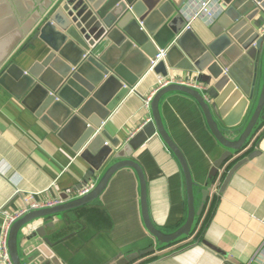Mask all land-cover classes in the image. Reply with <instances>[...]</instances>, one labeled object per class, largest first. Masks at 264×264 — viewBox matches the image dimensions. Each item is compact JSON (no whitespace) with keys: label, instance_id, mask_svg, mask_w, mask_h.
Returning a JSON list of instances; mask_svg holds the SVG:
<instances>
[{"label":"crops","instance_id":"1","mask_svg":"<svg viewBox=\"0 0 264 264\" xmlns=\"http://www.w3.org/2000/svg\"><path fill=\"white\" fill-rule=\"evenodd\" d=\"M32 1L35 5L39 0ZM200 1L188 0L186 15ZM219 1L223 11L224 1ZM260 16L264 19L263 13L256 14L251 24L257 22L258 32L262 33L264 20L260 21ZM209 26L203 18L189 23L204 43L214 38ZM48 51L39 39L33 45L26 40L13 57L16 60L25 57L29 65L40 61ZM169 71L177 81L197 80L208 88L196 71ZM53 73L56 77L57 72ZM247 73L250 72L244 75ZM256 73L250 105L254 104L260 85V64ZM157 76L147 70L103 120L101 129L124 142L149 121ZM24 99L25 95L14 96L0 85V233L5 211L21 209L25 194L42 199H72L115 161L110 158L98 171H92L91 163L74 150L82 122L70 127L60 123L57 130H52L31 110L33 103L25 104ZM205 99L221 131L231 139L237 137V129L247 121L250 110L231 130L224 120L231 123L237 119L235 108L225 107L228 98L221 104L225 108L223 117L213 111L215 99L207 94ZM158 108L164 128L182 152L194 182V205L199 214L191 233L168 244L156 241L143 222L137 173L125 166L111 176L93 201L22 228L17 239L22 264H113L134 253L139 256L129 264H264V120L248 145L230 158L227 167L253 151H258L257 155L242 164L219 192L227 167L213 181L209 172L224 148L212 135L198 102L186 93L172 91L160 98ZM131 159L143 172L153 226L164 232L179 228L187 217V196L184 173L175 155L155 134L134 151ZM203 188L209 194L201 206Z\"/></svg>","mask_w":264,"mask_h":264},{"label":"water","instance_id":"2","mask_svg":"<svg viewBox=\"0 0 264 264\" xmlns=\"http://www.w3.org/2000/svg\"><path fill=\"white\" fill-rule=\"evenodd\" d=\"M223 1V11L209 26L214 38L204 43L187 23L184 10L188 0H39L35 5L32 0H0V85L14 96L25 95L23 103L31 101V110L52 130H57L60 123L70 127L82 122L74 150L91 163L92 171H98L110 158L115 160L86 193L30 210L12 223L8 248L13 264H22L17 246L22 228L93 201L111 176L125 166L137 173L143 222L156 241L168 244L191 233L199 214L194 205V182L182 152L164 128L158 108L160 98L178 91L192 96L200 105L212 135L224 148L210 169L212 181L227 167L234 153L248 145L264 120V32H258L257 22L251 24L256 14H264V0ZM263 20L260 16V21ZM36 39L49 49L40 61L27 65L25 57L14 59L18 47L26 40L33 45ZM159 50L164 54L153 68L156 74L165 76L171 69L196 71L208 88L200 91L178 83L160 87L150 101L151 119L127 141L110 137L101 129L103 120L145 74ZM259 64L260 85L256 100L250 105ZM246 71L250 73L244 75ZM206 94L215 99L213 111L222 117L225 108L221 104L226 97L225 107L235 108L237 120L231 123L224 120L231 130L250 110L247 121L235 131L237 137L231 139L221 131ZM155 134L177 158L186 184L187 217L171 232L161 231L151 223L143 172L131 159L134 151ZM257 152L227 167L219 192ZM208 194V189L203 188L201 206ZM138 256L130 254L113 264H129Z\"/></svg>","mask_w":264,"mask_h":264},{"label":"built area","instance_id":"3","mask_svg":"<svg viewBox=\"0 0 264 264\" xmlns=\"http://www.w3.org/2000/svg\"><path fill=\"white\" fill-rule=\"evenodd\" d=\"M222 12V6L219 0H201L196 7H194L191 12L186 15L187 23L189 24L190 21L196 19V18H203L208 24H212L214 20L219 16V14ZM262 31H264V25L263 28H261ZM163 50H159L158 53L155 55L154 59L151 62V65L149 67V71H153L154 66L158 63V61L163 57ZM169 83H178L182 85L189 86L191 88L199 89L200 91H204L205 87L198 83L197 80H194L193 82H187V81H177L176 79L172 78L170 74H167L165 76L158 74L157 76V89L160 87H163ZM150 97L146 99V106L149 105ZM95 182H91L89 185H86L82 187L78 192V195H82L89 191ZM23 200V207L17 211L14 212H7L5 211V220L3 222L1 233H0V264H13L9 248H8V236H9V230L12 225V223L19 217H21L23 214L30 210L39 209L43 207H49L56 204H59L63 202L60 198H49V199H42L38 197L35 194H25L22 197Z\"/></svg>","mask_w":264,"mask_h":264}]
</instances>
